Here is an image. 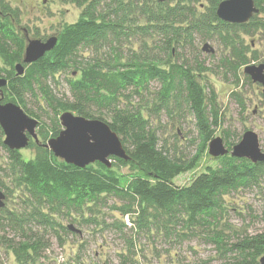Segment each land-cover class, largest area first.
I'll list each match as a JSON object with an SVG mask.
<instances>
[{
  "label": "trees",
  "instance_id": "1",
  "mask_svg": "<svg viewBox=\"0 0 264 264\" xmlns=\"http://www.w3.org/2000/svg\"><path fill=\"white\" fill-rule=\"evenodd\" d=\"M66 1L82 8L80 18L64 25L57 32L54 49L36 62L23 64L25 71L18 75L15 66L23 62L26 48L24 29L31 34V28L22 23L20 7L0 0V77L7 79L0 89L2 102L16 103L36 119L42 116L28 108V98L40 96L53 111L51 123L39 121V143L30 140L28 147L35 149L30 159L4 145L0 126V144L9 161L2 170L24 195L19 212L0 213V225L15 233L12 238L4 236V242L19 264H39L50 245L47 236L54 235L63 244L65 236L82 232L57 217L81 226L97 225L94 212L108 205L109 198L120 202L115 210L127 221L101 225L123 231L131 222L133 233L175 232L181 243L201 237L215 245L224 264H259L264 233L242 234L224 219L234 206L228 200L231 195L262 188L264 161L254 163L229 153L214 158L216 164L207 165L187 185L174 180L199 167L204 155L212 157L209 143L220 128L229 149L242 138L222 128L217 96L212 89L208 91L204 79L207 67L187 53L199 56L198 42L216 39L230 49L229 57L222 59L226 66H249L257 57H249V45L238 33L264 30V0H255L259 13L243 24L217 16L224 0H177L174 4L171 0ZM61 74L70 75L66 77L71 93L67 99L56 96L50 85V81L58 83ZM153 81L162 86L156 97L150 90ZM183 105L195 119L199 134L191 157L172 155L169 146L160 144L154 127V119L172 116L175 107ZM65 111L107 122L129 159L111 157V167L95 162L81 168L56 157L44 144L59 135L60 114ZM123 167L129 172H123ZM2 188L8 192L11 187L2 180ZM127 241L128 253L119 255V264H141L135 239L130 236Z\"/></svg>",
  "mask_w": 264,
  "mask_h": 264
},
{
  "label": "rangeland",
  "instance_id": "2",
  "mask_svg": "<svg viewBox=\"0 0 264 264\" xmlns=\"http://www.w3.org/2000/svg\"><path fill=\"white\" fill-rule=\"evenodd\" d=\"M13 6L21 8L23 13L22 23L31 28L30 36L38 38L48 37L56 34L64 25L77 21L82 13V8L76 3L66 0H8ZM177 0H171L176 3ZM207 4L206 1H204ZM204 7V4L201 5ZM201 6L200 9H203ZM239 37L246 45H249V57L256 54L257 59H251L248 65L264 64V30H257L251 33L239 32ZM201 54L192 56L187 53L191 60L198 58L202 64H205L204 79L207 80L208 91L211 89L217 96V105L222 113V128L230 129L235 133V137L243 136L248 130L258 133L261 146L264 148V94L263 85L253 82L252 78L244 73L245 66L233 69L225 65L223 58L229 57V48L224 47L216 39L208 41H199ZM205 43H209L214 52H205L202 50ZM242 47V45L240 46ZM239 47V48H240ZM253 52H255L253 54ZM82 54L88 55V51ZM234 64V62H233ZM70 75L61 74L58 83L50 81L51 88L58 97L65 99L71 97L66 77ZM151 92L158 95L161 90V84L158 81L151 83ZM236 92V95H233ZM38 95H41L38 93ZM151 96H149L150 99ZM238 98H241L239 101ZM139 98L135 99L138 102ZM152 101V100H150ZM175 107L172 116L163 115L161 118L154 119V127L158 136L161 138L160 144L164 143L170 147L172 155L177 157L193 156L196 153L199 142L198 130L195 126V119L189 113L188 109ZM28 108L36 111L42 117L36 118L41 123H51L50 116L53 111L49 108L42 98L29 95ZM63 113V112H62ZM61 113V114H62ZM60 114V115H61ZM35 118V117H34ZM39 124V125H40ZM39 129H37L38 131ZM221 128L217 131V136H221ZM3 141L5 135L1 138ZM192 141H195V143ZM26 158H33L35 149L27 147L21 150ZM9 164L8 154L0 144V181H4L9 187V191L3 190L7 197L6 206L0 209L19 212L22 202L23 189L13 185L9 178H5L2 168ZM214 158L204 155L201 158L199 167L195 170L186 172L178 176L174 181L177 185L184 186L205 170L207 165H215ZM123 172H129L127 167L121 169ZM231 195L229 201H234V206L226 213L224 221L232 225L240 233L256 234L264 233V219L262 211L264 209V180L261 189L244 190ZM108 205L100 207L94 215L98 218L99 224L90 226L78 225L70 222V219L60 218L64 225L73 224L82 232L80 234H70L65 236L63 244L59 239L53 236H47L50 239V245L42 254L39 264H119V255L128 253V237L132 236L137 245L136 258L141 264H224L222 258L215 247L204 238L195 237L192 240L182 241L176 236V233L166 235L160 229H154L149 233H133L130 231L131 222L128 227L121 231L110 225L105 226L100 223H113L117 220L127 221V218L120 215V211L115 210L117 205H121L114 198L108 199ZM76 219L81 220L82 215H74ZM6 225V224H5ZM14 232L9 229H3L0 225V264H19L13 249L9 248L4 242V236L14 237ZM131 239V238H130ZM19 241V238L15 239Z\"/></svg>",
  "mask_w": 264,
  "mask_h": 264
},
{
  "label": "water",
  "instance_id": "3",
  "mask_svg": "<svg viewBox=\"0 0 264 264\" xmlns=\"http://www.w3.org/2000/svg\"><path fill=\"white\" fill-rule=\"evenodd\" d=\"M257 13L259 8L255 0H224L217 8V16L221 20L234 24L247 23ZM26 31L25 28L26 48L23 62L15 66L18 75L25 71L23 64H31L44 57L54 49L58 40V33L43 40L30 36ZM202 49L205 52H214L209 43ZM244 72L254 82H259L264 87V64L246 66ZM5 85L7 79L0 77V89ZM0 94V126L5 135L4 144L11 150H21L29 145L31 138L39 143L37 134L39 120L29 116L16 103L2 102L3 93ZM60 123L62 130L59 135L48 140L44 146L66 163L84 168L89 164L101 162L111 167V157L129 159L120 137L107 122L65 111L60 115ZM208 153L213 158L230 153L232 156L247 158L254 163L264 161V148L261 146L258 133L253 130L246 131L232 149L226 146L221 136H216L209 143ZM5 199L6 194L0 190V208L5 206ZM259 264H264V255L260 258Z\"/></svg>",
  "mask_w": 264,
  "mask_h": 264
},
{
  "label": "flooded vegetation",
  "instance_id": "4",
  "mask_svg": "<svg viewBox=\"0 0 264 264\" xmlns=\"http://www.w3.org/2000/svg\"><path fill=\"white\" fill-rule=\"evenodd\" d=\"M49 37V36H48ZM48 37H46V38H48ZM46 38H41V39H43V40H45ZM254 82V81H253ZM255 83H259V82H255ZM263 94H264V88H263Z\"/></svg>",
  "mask_w": 264,
  "mask_h": 264
}]
</instances>
